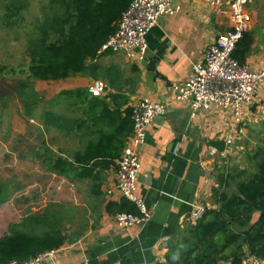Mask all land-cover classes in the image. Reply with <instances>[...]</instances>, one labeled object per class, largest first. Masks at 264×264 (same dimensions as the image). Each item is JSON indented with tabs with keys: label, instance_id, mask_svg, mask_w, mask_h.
I'll return each mask as SVG.
<instances>
[{
	"label": "trees",
	"instance_id": "trees-1",
	"mask_svg": "<svg viewBox=\"0 0 264 264\" xmlns=\"http://www.w3.org/2000/svg\"><path fill=\"white\" fill-rule=\"evenodd\" d=\"M30 1L6 0L4 22L11 26L17 23L28 11ZM133 1L49 0L43 5L42 18L28 41V76L15 85L28 117L35 116L39 105V94L32 82H57L82 75L88 71L89 62L111 54L102 49L118 31ZM253 44L254 34L245 32L233 57L245 65ZM107 78L113 85V74ZM48 103L52 108L44 115L45 132L78 136L83 146L64 156L42 141L40 157H44L50 172L74 184H84L89 197L103 201L109 173L117 170L134 131L133 108L122 112L113 107V95L110 100L93 97L80 88L62 90ZM212 145L225 150L223 142ZM252 152L250 160L257 172L248 179H241L246 172L222 174L219 186L213 189L216 208L206 209L198 223L188 225L182 238L170 240L165 261L157 264H242L249 255L264 261V144ZM6 197L0 183V203ZM106 212L140 216L137 207L125 198L120 203L108 202ZM63 222L60 211L47 210L20 224H10L8 233L0 237V264L23 262L78 240L81 234L68 236Z\"/></svg>",
	"mask_w": 264,
	"mask_h": 264
},
{
	"label": "crops",
	"instance_id": "crops-1",
	"mask_svg": "<svg viewBox=\"0 0 264 264\" xmlns=\"http://www.w3.org/2000/svg\"><path fill=\"white\" fill-rule=\"evenodd\" d=\"M249 1L252 16L249 31L254 34V44L245 65L261 70L264 68V0ZM230 28L229 15L218 16L202 2L185 3L179 13L163 16L148 32L145 60H131L124 53L112 52L89 62V69L84 74L66 80L69 83L66 90L80 88L90 93L96 80L107 81L111 73L113 85L107 86L102 98L110 100L113 95V107L124 112L148 98L166 104L167 110L155 119L145 144L140 147L142 170L138 193L144 199L151 219L124 228L117 222L118 215L106 212L108 202L120 203L124 199L115 189L116 170L110 172L103 201L91 197L87 228L79 233L78 240L59 249L49 264L164 262L169 252L168 242L185 235L189 225L186 218L199 206L216 208L213 189L219 186L222 174L246 172L241 179L253 175L256 168L250 156L255 149L244 154L246 162H241L242 155L234 153L232 147L219 151L216 157L210 155L212 144L224 143L231 132L233 119L230 112L214 105L192 117L188 102H174V88L190 78L192 66L200 62L206 50ZM263 101L264 84L254 104L246 111L243 132L238 138L253 133L249 123L256 121L255 110L261 109ZM81 114L82 109L78 116ZM82 146L80 143L79 148ZM201 162L207 164L209 173L201 167ZM231 185L234 187L233 181ZM109 190H113L111 196Z\"/></svg>",
	"mask_w": 264,
	"mask_h": 264
},
{
	"label": "built area",
	"instance_id": "built-area-1",
	"mask_svg": "<svg viewBox=\"0 0 264 264\" xmlns=\"http://www.w3.org/2000/svg\"><path fill=\"white\" fill-rule=\"evenodd\" d=\"M202 2L209 5L216 15H229L231 28L221 34L206 50L203 59L192 66L190 78L174 88V102H188L192 117L212 106H220L230 112L233 119L231 132L224 139L225 150L234 145L242 135L246 111L254 104L256 95L264 84V68L253 70L240 64L233 53L243 34L250 30L252 16L249 12V0H134L124 13L118 31L103 47L102 52L124 53L128 59L143 61L148 51L147 34L158 24L163 16H173L181 11L185 3ZM107 86L96 80L90 93L102 98ZM167 105L148 98L133 107L134 131L128 139L116 170L115 189L120 195L133 203L140 216L119 214L117 222L121 227L130 228L147 223L151 214L144 199L138 193L139 175L142 170L140 147L147 140L151 125L158 116L165 114ZM210 155L216 157L219 150L211 146ZM201 167L209 173L207 164ZM111 196L113 190H109ZM206 212L204 206L186 218L189 225L198 223ZM58 250L40 254L23 262L9 264H49ZM242 264H264L256 256L249 255Z\"/></svg>",
	"mask_w": 264,
	"mask_h": 264
},
{
	"label": "rangeland",
	"instance_id": "rangeland-1",
	"mask_svg": "<svg viewBox=\"0 0 264 264\" xmlns=\"http://www.w3.org/2000/svg\"><path fill=\"white\" fill-rule=\"evenodd\" d=\"M5 1L0 0V97L4 99L0 102V183L7 197L0 203V237L8 233L10 224H20L27 217L42 215L47 210L61 212L63 229L72 237L88 226L91 197L84 184H74L50 172L44 157H40L42 141L64 156L72 155L80 147L78 136L67 137L53 130L45 132L43 126L45 112L52 108L48 102L68 89L69 83L33 81L39 105L32 118L26 115L25 103L15 92L17 82L28 76L25 75L29 63L28 41L34 36L37 21L43 15L42 7L49 0H31L28 11L12 26L3 20ZM101 81L111 86L109 80ZM262 103L261 109L255 110L256 121L249 123L253 133L238 138L232 145V151L242 155L241 162H246L244 154L264 144ZM256 172L254 169L252 173Z\"/></svg>",
	"mask_w": 264,
	"mask_h": 264
}]
</instances>
